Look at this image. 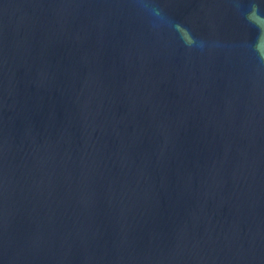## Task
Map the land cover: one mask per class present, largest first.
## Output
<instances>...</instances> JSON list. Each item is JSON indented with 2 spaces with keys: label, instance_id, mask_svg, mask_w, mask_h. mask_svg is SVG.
Returning a JSON list of instances; mask_svg holds the SVG:
<instances>
[{
  "label": "water",
  "instance_id": "1",
  "mask_svg": "<svg viewBox=\"0 0 264 264\" xmlns=\"http://www.w3.org/2000/svg\"><path fill=\"white\" fill-rule=\"evenodd\" d=\"M0 264H264V0H0Z\"/></svg>",
  "mask_w": 264,
  "mask_h": 264
}]
</instances>
